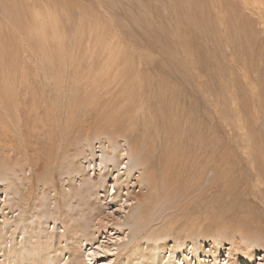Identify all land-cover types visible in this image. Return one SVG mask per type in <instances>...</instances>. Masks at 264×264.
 Segmentation results:
<instances>
[{
    "label": "rangeland",
    "instance_id": "1",
    "mask_svg": "<svg viewBox=\"0 0 264 264\" xmlns=\"http://www.w3.org/2000/svg\"><path fill=\"white\" fill-rule=\"evenodd\" d=\"M255 18L241 0H0V186L17 175L24 214L35 206L61 213L62 193L69 213L84 212L85 228L75 225L83 245L61 263L147 264L131 254L134 244L145 250L146 236L161 229L169 231L160 233L163 263L173 261L167 255L176 242L200 249L186 255L189 264L264 263L262 233L254 232L260 240L251 247L248 241L251 217L264 221L259 198L249 194L247 161L251 137L264 145V103L244 88L264 75V33ZM248 118L249 128L239 129ZM89 141L128 145L148 164L157 190L149 212L140 209L139 227L101 229L98 220L111 223L118 212L102 200L109 185L133 206L139 185L106 177L99 198L92 193L87 202L90 185L78 189L79 176L90 178L99 160V152L88 155ZM70 178L73 196L65 191ZM31 216L56 234L51 218ZM91 246L99 253L88 260ZM240 247L253 250L251 257H240ZM178 251L185 256V248Z\"/></svg>",
    "mask_w": 264,
    "mask_h": 264
},
{
    "label": "bare ground",
    "instance_id": "2",
    "mask_svg": "<svg viewBox=\"0 0 264 264\" xmlns=\"http://www.w3.org/2000/svg\"><path fill=\"white\" fill-rule=\"evenodd\" d=\"M241 3H242L243 12L246 9V11L249 10L250 15L256 16L257 18L256 24L258 25L259 31L261 33H264V0H241ZM254 65L256 66V63ZM258 69H260V66H256V69L254 71L257 72ZM250 80L251 81H248L247 84H245L244 86L245 90L247 91L249 90L250 92H252V98H256V100H258L260 104L261 102L264 103V75L256 79L259 81L256 84L253 83L255 80L254 78ZM249 98H250V95H249ZM232 99L238 101V103L234 101L232 103V107H234V109L238 110L241 113L240 110L242 108L239 105L238 96L232 97ZM253 105L254 104H252V107ZM237 114L241 116V114L239 113ZM251 115L253 116V114ZM256 119L257 118H254V117L252 118L254 129L256 128V123H257L255 122ZM249 125H250V120L248 118V120H246L245 122L240 123L239 129H242L244 127L249 128ZM250 129H251V126H250ZM193 133H194V130H193ZM249 134H250L249 136L250 138L252 136V133L249 132ZM250 140L252 142V145H251L252 155H250L251 153L249 154L250 156L247 161L249 162L248 166L250 168V178L253 179L254 185H252L249 194L253 197L259 198V202L257 203L262 209L261 212L264 213V155L263 157L259 156L260 154L261 155L263 154L261 152V149L263 146V150H264V145L260 144L259 146H257L258 144H257L256 135L251 137ZM85 145H88L90 147V150L88 152L89 156H91V154L94 152L95 154L96 152H99L98 154H96L98 155V159H99L98 164L96 168L92 170L93 172H92L91 177L89 178L88 176L86 178L85 174L83 175L81 174V176H79L80 180L78 181L79 182L78 189H83V187H88V185H90L89 188L83 190L85 192V198L87 202L89 200V197H87V195L88 196L90 195L91 197L92 193L95 196L97 195L98 197L97 196L96 197L99 198V191H102V190L100 189L98 191L97 187L104 185L105 181L107 180L106 177L109 178L110 176H113L112 181H114L120 187L127 186V184L130 181H133L132 179H134V182H136L139 185L138 187L139 191L137 193H134V196H132L134 199H136L135 197H138L136 201H134L133 199V201L135 202L134 206L132 205V201L131 200L129 201L125 197V193H122L124 191L120 190L121 188L119 189L116 187L115 189L113 185L111 184L109 185L110 192L109 191L107 193L105 192L106 194H103L102 195L103 199L102 198L101 199L102 200L108 199L109 202H114L117 207L116 210L118 212L116 216L113 215L114 217L111 223H109V221H106L104 222V224H102L100 219L98 218L99 219L98 222L100 223L101 229L104 230L109 225H113L114 228L116 227L120 228L121 226L138 224V227H139L140 225L139 222L141 221V218H142V213L140 212V209H145L146 207L145 213L149 212L150 208L148 207L150 206H148V204H150L151 201L153 200L155 196V192L157 190L155 188L157 187L155 186V180L153 179V176L148 169V164L145 161L144 162L141 161L140 156L135 152V150H133L128 145L124 149H120L119 147L113 144H108L105 146L102 143L101 145L95 146L94 143H91V141H89ZM96 147H97V150L94 151ZM90 163L91 162L89 161L88 164L90 165ZM80 165L81 163L79 162L78 166ZM78 171H79L78 169L74 170L73 174H75V176L78 175L77 173ZM13 175H14L13 177L9 176L6 178L5 183L2 184L3 187L0 186V195H1L0 197V264H64V263H61L60 260L62 259V257L65 258L64 256L65 253L69 252L71 256H74L75 254H77L76 251L81 249L82 247L81 245H83V243H81V238L83 237H78V235L76 236V226L75 225H79L82 223L81 226L85 228L84 226L85 222H89V221H86L83 218L84 212L69 213L70 208L66 207L67 204L64 203L66 201V198L67 197L69 198V196H64V194L62 193L63 201H62V206H61L62 210L60 211L61 213L43 214L45 212L42 213L41 210L39 212L38 211L39 207L35 206V209H36L35 212L24 214L25 212L24 202L23 201L21 202V200L18 198L20 189H18V184L16 181L17 175L15 173ZM101 179H103V182H100ZM72 180L74 181V179L70 178L68 188L67 190H65L66 193L71 196H73L72 191H71ZM136 183L135 185H137ZM2 195H4L3 198H2ZM22 195L25 196V192L22 193ZM117 198L119 200L115 202L113 199H117ZM55 201L58 202L59 200L55 199ZM128 207L131 208L132 210L129 213L126 212V208ZM91 211L92 210H90V212ZM111 213H114V212L111 211ZM40 214L42 217L45 216L44 218L45 220L47 218H51L53 228H55L56 230L55 235L52 234L48 228H46L45 226L43 227L42 224L40 225L37 224V223H40V220L36 218L38 216H31L30 218L26 219V215H40ZM24 215H25V218H24ZM91 215L92 214L90 213V216ZM88 218H91V217H88ZM88 218L86 219L89 220ZM24 219H26V222H24ZM144 219H146V217ZM250 221L251 223L248 228L250 239H251V240H248L250 241L249 247H251L253 244L257 243L260 240V238H258L257 236H253L254 232L256 231L260 232L262 233L264 237V221L258 219L254 215L251 217ZM24 226H26L27 228ZM89 226H90V223H89ZM92 228L90 230L91 233H93ZM160 233L167 235L169 234V231H166L164 229L163 230L161 229L160 231L154 230L149 236H146V241L148 239L149 242L147 241L148 244L145 250L141 249L140 242L134 244L135 247H134L133 253L131 254H133L135 259L138 260L140 257L142 259H145L146 261L147 259H150V262L147 264L163 263L162 261L163 257H159L158 252L161 253L162 250L166 247V244L162 242L159 243L160 241H162V236L160 235ZM241 234H242L241 236H243L245 232L242 231ZM217 241L218 239L215 240V243ZM182 243L183 242L181 243L176 242L175 246L173 247L171 246L172 248H169V253L167 255V258L169 259V257H171V259H173V261L169 262V264H178L179 261L181 262V264H184L185 262L191 261V260H187L186 255H191V257L195 258L196 253L199 252L200 250V249L195 250L192 245H181ZM126 244H129V242L123 243V245H126ZM257 245L259 247H264V241L258 242ZM97 247H100L101 249H105L106 252H111L112 250L110 249L109 245L103 246L101 243L97 244ZM117 248L118 246L116 247V249ZM137 248L140 249V251H142L143 253L138 255V251L135 250ZM180 248L181 250L185 248V251H186L185 256H182L184 252L181 254L178 251L180 250ZM241 248L242 250L240 251L241 252L240 257H243V258L245 257V259L250 258L253 250L249 249L248 247L246 249L244 247H240V249ZM95 250L96 249L95 248L93 249L92 246L88 249H85V252H87V254L85 255L88 260H90L89 256H94L95 253H99L98 250L97 251ZM175 252H178L179 255L182 256L181 258H179V261L175 256L176 255ZM212 256L214 257V260H217V257H215V254H213ZM66 258H69V255ZM263 260H264V255H263ZM78 264H83V262L81 261ZM103 264H107V263H103ZM140 264H146V263L141 262ZM163 264H168V263L164 262ZM187 264H189V262ZM198 264H206V263L199 261Z\"/></svg>",
    "mask_w": 264,
    "mask_h": 264
}]
</instances>
